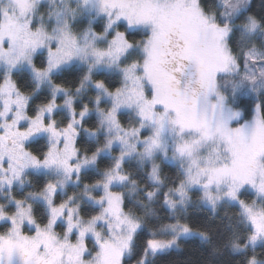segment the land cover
Returning a JSON list of instances; mask_svg holds the SVG:
<instances>
[{"label": "snow or ice", "instance_id": "6c2138e0", "mask_svg": "<svg viewBox=\"0 0 264 264\" xmlns=\"http://www.w3.org/2000/svg\"><path fill=\"white\" fill-rule=\"evenodd\" d=\"M222 7L217 19L203 0H77L50 8L49 24L40 0L0 5V191L9 190L0 203V264H127L137 241L139 264H152L182 239L212 241L215 229L187 220L195 201L214 213L226 206L227 231L216 240L237 254L232 264L241 257L257 264L264 47L236 50L229 21L246 2L222 0ZM85 12L95 17L77 31L72 21ZM238 27L247 42L264 31V17L247 11ZM74 64L83 70L72 76ZM248 93L259 102L242 113L232 101ZM84 135L95 141L91 150L80 147ZM38 136L45 141L27 143ZM104 153L107 165L99 163ZM132 159L148 165L151 187L127 171ZM161 159L178 165L167 184ZM88 168L98 176L89 178ZM29 170L49 175L33 183ZM14 184L29 187L16 196ZM138 189L139 214L126 198ZM157 202L167 219L157 216Z\"/></svg>", "mask_w": 264, "mask_h": 264}, {"label": "trees", "instance_id": "16d2710c", "mask_svg": "<svg viewBox=\"0 0 264 264\" xmlns=\"http://www.w3.org/2000/svg\"><path fill=\"white\" fill-rule=\"evenodd\" d=\"M249 12L254 13L257 16L264 17V0H252L251 6L248 8ZM94 17L91 14H87V12L84 13L82 18L84 19V23L87 24L89 18ZM92 26L94 28L99 27V19L93 20ZM74 67V66H73ZM74 72L72 73V76H75L77 72L80 70L74 67ZM24 71V70H23ZM19 71V72H23ZM26 77L21 76L20 82L24 83ZM30 79V78H29ZM65 83L70 84V86H74L75 80L69 79L64 81ZM34 86L31 84L30 87L27 88V90H30V88ZM43 91V90H42ZM94 91V90H93ZM39 94L37 97H34V99L38 100ZM86 99V97H84ZM61 116H63V111H60ZM123 115L128 116L129 114L123 113ZM91 119H95V113L91 114ZM102 136V134H101ZM40 141H43L42 139H39ZM80 147L83 150H91V148L94 146L95 141L88 137L87 135H84L82 138H78ZM34 143V142H31ZM29 143V144H31ZM114 151H117L118 148L114 147ZM111 161V156L109 155H102L99 163L102 165H107ZM127 165V171H129L132 174V177L136 179L140 184L147 185L148 187H151L152 185L148 182V178L146 175V170L148 165L145 164L143 168L141 167L140 163L132 159L130 161H126ZM143 169V171L141 170ZM165 170L174 174V169L170 165L165 166ZM89 174V178L98 176L97 170L94 168H89L87 170H83ZM29 178L33 183H39L42 181L45 177V175L35 174L32 172H28ZM171 181H166L167 183H170ZM29 185H24L22 187L15 186L12 188V192L16 196H21L23 193L28 190ZM80 185H73L68 186V190L72 191L77 188H79ZM127 187V186H124ZM121 187H116V190H120ZM5 193H7L9 190H3ZM61 195V194H60ZM142 195V191L138 189V191L132 195H127V204L129 207L133 208L138 214L143 212L144 209L139 205L133 206V201H135L139 196ZM7 196L0 197V203L6 202ZM85 204L88 205L89 208H92V206L89 202L85 201ZM153 209L156 211L157 216H160L161 219H167L168 209L166 206L159 205L158 202L154 203L152 205ZM87 210V209H86ZM226 211V206L222 205L218 212L216 213L215 218L209 219V217H212L213 213L211 210L206 208L203 204H200L199 210H196L194 205H189L188 213H187V220L193 224V226L201 227L205 229H215L214 233V239H217L221 231H227L225 228L226 224V217H224V212ZM152 222H155L154 218ZM146 233L142 232L141 237L143 238ZM216 242L223 246L222 240H216ZM182 247L180 249H173L166 253L158 254L156 257L152 259V264H207L208 260L212 261V264H232V260L236 259V257L230 255L227 249H223V255H211V249L207 245H202L200 243L199 238L193 237L189 238L187 240H181L180 241ZM141 241H137L136 244V255L138 256L141 251Z\"/></svg>", "mask_w": 264, "mask_h": 264}, {"label": "clouds", "instance_id": "9594fccd", "mask_svg": "<svg viewBox=\"0 0 264 264\" xmlns=\"http://www.w3.org/2000/svg\"><path fill=\"white\" fill-rule=\"evenodd\" d=\"M5 2H6V0H0V5L4 4ZM76 2H77V0H40L41 15L44 17V20L46 22L51 24L52 21L48 19V11L50 8L60 6L61 4L75 7ZM233 2L235 3L236 0H233ZM245 2H246V7L241 8L240 13H238L236 17H234L232 20L229 21V23L232 24V31H233V34L235 35V40H234L233 46L236 48V50H239L242 47H244L246 45V43H255L257 46L264 47V31H258L251 38V40H249L247 42L242 41L239 37V33L241 31V29L238 27V25L240 23V17L242 14H244L248 11V8L251 6L252 0H245ZM203 6L209 14L215 15L217 17V19H222L220 17V13L222 11H224V9L222 7V0H203ZM88 22H89V20H88ZM92 24H93V20H92ZM72 26L75 30L80 31L83 27H87L88 23L85 24L84 19L81 16V17H78L76 20L72 21ZM74 65L80 71L83 70L82 65H79V64H74ZM23 86L25 87V89L30 87L31 86L30 81L25 82ZM225 91H227V89H225ZM232 102L234 105H238L239 110L243 113L245 111H248L250 106H252L254 103L259 102V101L257 100V97L254 94L248 93L246 95L241 94L240 96L235 98ZM159 163L161 164L162 170L164 171V174L166 176V181L174 180L175 172L178 170V165L169 159H161L159 161ZM166 165H170L175 170L174 174L165 170ZM141 170L143 171V169H141ZM25 185H28V184H25ZM8 195H9V192L5 193L4 191H0V197L7 196V198H8ZM136 201H137V199L135 201H133V206L138 204ZM200 204H202V203H200L199 201H195L191 205H194L196 210H199ZM218 210H219V208L217 209V211L215 213L212 211L213 215H212V217H209L210 220L215 218ZM200 243L202 245H207L208 247H210L212 256L223 255L222 248L227 249L228 252L230 253V255H232L234 257H236V255H237L235 253H232L229 248L219 245L216 242V239H214V236H213L212 241H201L200 240ZM214 247H215L216 251L212 250ZM126 261H127V264H139V255L138 256L136 255V244H134V246H133V251L126 256ZM207 264H212V261L208 260ZM237 264H244V260L242 257H241V259H239L237 261ZM257 264H264V249L257 248Z\"/></svg>", "mask_w": 264, "mask_h": 264}, {"label": "rangeland", "instance_id": "374dc122", "mask_svg": "<svg viewBox=\"0 0 264 264\" xmlns=\"http://www.w3.org/2000/svg\"><path fill=\"white\" fill-rule=\"evenodd\" d=\"M87 14H91V15H93L94 17H95V12H91V13H89V12H87ZM98 19V18H97ZM97 19H93L94 21L95 20H97ZM74 67H75V65H73ZM26 71V69H18L17 71ZM59 111H63L62 109L61 110H59ZM124 113H126V112H124ZM39 139H42L43 141H45V137H43V136H38V137H33V138H31L27 143H31V142H35V141H37V140H39ZM114 147H116V148H118V146H114ZM108 155L107 153H104V155ZM89 169V168H88ZM85 170H87V169H85ZM29 172H32V173H35V174H40V175H49V174H47V173H45L43 170H41V171H39V172H34V171H32V170H29ZM15 186H20V187H22L21 185H19V184H14L13 185V187H15ZM68 186H73L72 184H69V185H67V187ZM116 187H121L120 185H113V188L115 189ZM3 190H8V188H7V186H5V188L3 189ZM61 193H57V195H60ZM62 195V194H61ZM206 208H208L209 210H211L212 211V209L208 206V205H206V204H203ZM162 254V253H161Z\"/></svg>", "mask_w": 264, "mask_h": 264}]
</instances>
